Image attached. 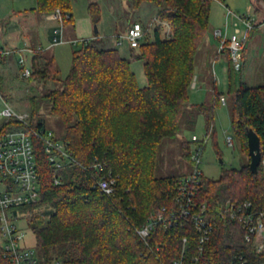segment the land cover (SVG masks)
<instances>
[{
	"label": "trees",
	"instance_id": "16d2710c",
	"mask_svg": "<svg viewBox=\"0 0 264 264\" xmlns=\"http://www.w3.org/2000/svg\"><path fill=\"white\" fill-rule=\"evenodd\" d=\"M120 1H128L133 9L145 2L157 9L151 39L144 30L143 42L131 49L137 51L132 59L143 63L145 86H138L129 62L116 50L96 45L97 33L72 51L63 80H58L52 59L38 66L37 53L29 60L32 74L24 81L59 82L44 99L49 114L63 126L61 139L74 160L84 167L100 163V173L115 178L114 192L105 196L90 187V176L80 166L73 165L61 171L62 182L54 185L52 168L40 156L39 204L49 218L35 221L32 233L44 263L56 257L62 264H168L179 255L183 237L189 254L196 245L192 231L158 229L145 247L135 230L152 212L174 207L175 185L181 176L155 177L156 157L160 143L177 136L189 104L187 90L194 77L196 52L209 28L211 0ZM70 4V0H36L32 11L42 15L59 11L64 26L72 22ZM87 11L94 22L99 20L96 3H90ZM229 79L232 130L247 157L245 128L253 130L264 160V84L240 83L235 89ZM208 94L212 103L191 106L203 115L206 133L213 135L212 108L220 96L214 84ZM182 150L188 160L189 142L182 143ZM228 199L256 203L264 199L260 165L255 175L246 166L229 170L216 181L202 178L195 199L198 205L206 203L212 210ZM243 249L250 264L264 263V257L241 243L236 228L221 222L204 255L212 264H228L232 254Z\"/></svg>",
	"mask_w": 264,
	"mask_h": 264
},
{
	"label": "rangeland",
	"instance_id": "374dc122",
	"mask_svg": "<svg viewBox=\"0 0 264 264\" xmlns=\"http://www.w3.org/2000/svg\"><path fill=\"white\" fill-rule=\"evenodd\" d=\"M70 2L72 22L63 26L61 19L52 18H56L54 14H57V11L49 15L32 11L36 7V0H0V36L2 37H0V46L11 49L22 42L34 47L40 45L43 50L40 52L41 58L38 59L37 65L41 66L45 60L52 59L60 81L69 72L72 51L84 40L92 39L95 28L96 45L103 49L116 50L129 62V69L134 74L138 86H145L143 63L132 59V55L137 51L129 49L124 41L118 46L116 41L133 23H139L144 30H147V36L151 39L157 12L155 6L145 2L137 9H133L128 1L101 0L99 5L97 4L100 18L94 22L87 9L90 3L96 2L90 0H70ZM226 8L236 15L253 18L254 26L248 34L243 53L245 64L240 71L230 70L225 53L214 52V48L218 50V42L213 37V31H224ZM58 14L60 16V13ZM236 30L242 34L245 27L240 22L234 21L233 17H229L228 36ZM207 38L212 46L211 52L205 48ZM204 41L194 58L193 81L196 84L193 86L192 81L187 90L189 104L180 119L179 132L174 138L164 139L160 143L154 170L157 178L179 177L189 173L192 167L183 155L182 143L184 141L190 143L192 136L202 139L205 134L208 139L201 157L204 180L216 181L227 171L239 170L249 164L248 157L241 150L239 139L231 127L229 77L231 76L232 86L235 89L240 83L249 87L264 84V3L255 0H211L209 28ZM13 56L10 54L1 57L2 62L8 58L11 64L5 65L6 72L0 68V111L5 104L16 112L32 113L33 125L42 124L51 130L56 138L61 139L63 126L49 114V106L44 99L49 90L59 87V82L24 81L26 79L18 75V66ZM214 57L216 59H213ZM202 77H205L209 85L213 84L214 78L217 94L225 99V104L222 105L218 100L213 105V135L210 131L206 133L203 115L191 106L205 104L207 101L212 103V97L208 94L210 90L201 83ZM227 137L231 139L230 145L227 143ZM20 226L27 233V242L35 245V237L29 228V222L24 220Z\"/></svg>",
	"mask_w": 264,
	"mask_h": 264
},
{
	"label": "built area",
	"instance_id": "2783aa9c",
	"mask_svg": "<svg viewBox=\"0 0 264 264\" xmlns=\"http://www.w3.org/2000/svg\"><path fill=\"white\" fill-rule=\"evenodd\" d=\"M58 13L57 11V14H54L56 18H52L61 19ZM224 15V31H213V37L218 42V53L226 52L232 69L240 71L243 67V51L248 34L254 26L253 18L236 15L228 8L225 9ZM229 17L244 25L245 31L242 34L236 30L228 36ZM144 36L143 27L139 23H133L119 36L116 45L121 46L124 41L129 49H136L143 42ZM41 51V47L0 50V58L16 54L19 77L29 79L32 67L30 61L27 63V58L30 60L34 54ZM192 85H195L194 81ZM219 101L222 105L225 104L223 97H220ZM207 139L206 134L202 139L195 136L190 139L188 161L192 168L176 182L172 199L174 207H162L152 212L145 223L135 230V234L142 244L148 247V242L158 229L192 231L196 234L193 253H188V240L185 236L181 240L179 255L168 264H212L204 254L217 224L222 222L238 230L241 243L249 248L252 254L264 257V199L257 203L228 199L219 202L212 210L206 203L198 205L195 202L202 187L201 157ZM227 143L231 144L230 137H227ZM41 155L52 168L54 185L62 182V170L73 165L80 166L72 157L66 142L56 138L54 133L42 124L33 125L29 113L16 112L4 104L0 111V264H62L56 257L44 263L36 247L27 242V233L20 226L25 220L29 222V228L32 230L35 221H45L49 218V215L44 213L43 206L39 204L38 167ZM259 165L264 185L263 159H260ZM80 168L90 176V187L105 196L114 192L115 178L109 173H100V163ZM154 250L157 251L158 247ZM228 264L250 263L243 249L234 252Z\"/></svg>",
	"mask_w": 264,
	"mask_h": 264
},
{
	"label": "water",
	"instance_id": "95a60500",
	"mask_svg": "<svg viewBox=\"0 0 264 264\" xmlns=\"http://www.w3.org/2000/svg\"><path fill=\"white\" fill-rule=\"evenodd\" d=\"M96 33L97 30L94 28V34ZM245 134H246L247 155L249 159L248 169L253 175H255L261 159L259 139L255 134V132L251 130L249 127L245 128Z\"/></svg>",
	"mask_w": 264,
	"mask_h": 264
},
{
	"label": "crops",
	"instance_id": "0c3cea01",
	"mask_svg": "<svg viewBox=\"0 0 264 264\" xmlns=\"http://www.w3.org/2000/svg\"><path fill=\"white\" fill-rule=\"evenodd\" d=\"M90 1H92V2H96V4H98L99 5V3L101 2V0H90ZM47 17H49V16H47ZM214 29V28H213ZM1 37V36H0ZM2 38V37H1ZM207 40V43L205 44V48L208 50V52H211L212 51V46L209 44V38H207L206 39ZM203 43H205V41H203ZM49 46H51V45H49ZM48 46V47H49ZM3 47H5V46H0V50H12V49H14V50H17V49H22V48H24V47H30V48H34V46H32V45H30V44H27L26 42H22L21 44H18L17 46H14V48H12L11 47V49H9V48H3ZM35 47H41L40 45H37V46H35ZM214 48V47H213ZM41 49H42V47H41ZM245 49V48H244ZM43 50V49H42ZM214 52L216 53V54H218V51L214 48ZM213 53V52H212ZM243 53H244V51H243ZM244 55V54H243ZM216 57V56H215ZM213 58V59H216V58ZM13 58H14V61L16 62V59H17V55L15 54L14 56H13ZM1 59V58H0ZM244 59V58H243ZM11 64V62H9V60H8V58H5V60H3V62H1L0 63V68L4 71L5 70V72H6V69H5V65L6 64H8V65H10ZM244 64H245V61H243V67H244ZM243 67H242V69H243ZM201 83L203 84V85H205L209 90H210V85L206 82V79H205V77H202L201 78ZM196 84V83H195ZM211 84V83H210ZM213 84L215 85V79L213 78ZM222 97V96H221ZM183 176V175H182Z\"/></svg>",
	"mask_w": 264,
	"mask_h": 264
}]
</instances>
